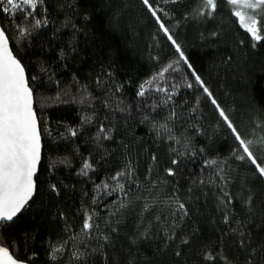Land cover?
<instances>
[{"label": "trees", "instance_id": "1", "mask_svg": "<svg viewBox=\"0 0 264 264\" xmlns=\"http://www.w3.org/2000/svg\"><path fill=\"white\" fill-rule=\"evenodd\" d=\"M214 2L213 10L205 0H148L155 17L143 0L0 10L41 135L35 193L0 226V247L14 259L264 264V177L238 159L243 148L211 103L264 166V9L254 41L236 5Z\"/></svg>", "mask_w": 264, "mask_h": 264}, {"label": "snow or ice", "instance_id": "2", "mask_svg": "<svg viewBox=\"0 0 264 264\" xmlns=\"http://www.w3.org/2000/svg\"><path fill=\"white\" fill-rule=\"evenodd\" d=\"M39 2L41 0H0V4L3 5L0 10L4 13H14L17 10H35ZM143 2L149 7V11L155 17L156 11L151 8L148 0H143ZM228 2L231 5L248 10L264 9V0H228ZM205 4L210 9L214 10L216 8L214 0H205ZM31 14V12H28V15ZM234 14L239 18V22L246 32L251 34L253 40L261 41L262 36L258 31L255 17H246L241 11H236ZM43 23H46V21ZM41 24L42 21L37 19L33 28H38ZM160 28L166 35L168 34V29L163 23H160ZM26 32L27 29L21 28L19 34L23 37ZM168 39L173 42L176 51L180 53L181 60H184L180 45L173 40L171 35H168ZM185 63H187L186 60ZM192 75L195 77V83L210 98L212 94L201 78L195 73ZM145 83L150 84L151 81H146ZM189 87H192V85H189ZM144 94L145 85L142 84L138 95L144 96ZM211 103L216 106L219 116L227 124V127L232 130L236 140L239 142V146L243 148L244 155L239 156L238 159L243 160L246 157L252 165H255L259 175L264 177V166L258 163L248 146L251 141L246 143L236 133V129L229 117L220 109L215 99H211ZM73 135H75L74 132ZM40 159L41 135L36 113L33 110V92L26 80L24 67L10 50L9 40L5 31L0 29V224L14 222L33 197L36 188L34 176L37 173ZM177 163L178 160H172L173 165ZM89 167L88 163L84 164L85 170ZM167 173L168 175L174 174L171 168L167 169ZM84 174H86V171ZM118 175L123 174L118 173ZM184 207L183 203L178 204V210H183ZM90 219L91 217L85 219L83 230L91 229ZM59 250L53 249V252L55 253ZM52 258L55 259V255ZM205 259L214 258L209 255ZM0 264H18V262L6 248L0 247Z\"/></svg>", "mask_w": 264, "mask_h": 264}, {"label": "rangeland", "instance_id": "3", "mask_svg": "<svg viewBox=\"0 0 264 264\" xmlns=\"http://www.w3.org/2000/svg\"><path fill=\"white\" fill-rule=\"evenodd\" d=\"M236 11H241V12H243L245 15H246V17H248V16H254L255 17V19L257 20V26H258V31L260 30V25H259V23H260V18H259V11H260V9H253V10H248V9H243L242 7H239V6H236ZM235 11V12H236ZM261 12V11H260ZM238 20H239V18H238ZM241 25V24H240ZM243 28V27H242ZM244 29V28H243ZM260 33V32H259Z\"/></svg>", "mask_w": 264, "mask_h": 264}, {"label": "water", "instance_id": "4", "mask_svg": "<svg viewBox=\"0 0 264 264\" xmlns=\"http://www.w3.org/2000/svg\"><path fill=\"white\" fill-rule=\"evenodd\" d=\"M0 29H1V27H0ZM39 165V164H38ZM35 176H36V174H35ZM35 176H34V181H35ZM36 185V184H35ZM34 193H35V191H34ZM34 195V194H33ZM6 223H9V222H6ZM3 224H5V223H3ZM2 224H0V226H1ZM11 255V254H10ZM16 260V259H15ZM17 261V260H16ZM18 262V264H21L19 261H17Z\"/></svg>", "mask_w": 264, "mask_h": 264}]
</instances>
